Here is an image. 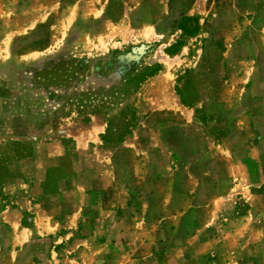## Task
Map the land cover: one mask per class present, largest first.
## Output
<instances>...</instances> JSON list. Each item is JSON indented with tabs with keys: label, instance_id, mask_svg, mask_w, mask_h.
<instances>
[{
	"label": "rangeland",
	"instance_id": "1",
	"mask_svg": "<svg viewBox=\"0 0 264 264\" xmlns=\"http://www.w3.org/2000/svg\"><path fill=\"white\" fill-rule=\"evenodd\" d=\"M0 264H264V0H0Z\"/></svg>",
	"mask_w": 264,
	"mask_h": 264
}]
</instances>
